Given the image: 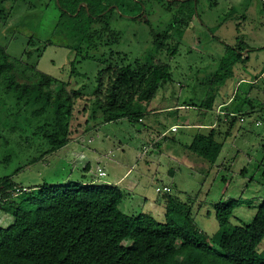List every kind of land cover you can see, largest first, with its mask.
Listing matches in <instances>:
<instances>
[{"label":"rangeland","instance_id":"rangeland-1","mask_svg":"<svg viewBox=\"0 0 264 264\" xmlns=\"http://www.w3.org/2000/svg\"><path fill=\"white\" fill-rule=\"evenodd\" d=\"M124 1L126 13L117 8L99 24L100 29L109 26L116 31L117 39L107 42L103 35L96 41L97 47L87 42L80 45V35L58 25L62 12L55 0L6 2L11 15L5 24L0 22V46L11 57L22 58L81 89L84 97H93L99 72L109 59L118 64L144 60L154 47V36L167 31L172 37L157 58L170 63L172 78L159 88L142 120L135 123L104 121L100 111L92 112L95 103L91 102L87 113L73 119L74 140L44 158L47 141L32 134L29 127L26 132L12 130L15 117L9 113L16 109L15 98L2 93L0 180L10 177L33 187L87 178L116 184L124 193L123 211L149 212L160 221L165 220L171 194L185 203L180 206L182 213L188 210V203L193 206L198 226L209 235L221 227L215 207L219 201H239L225 228L250 221L264 196V120L255 111L239 114L231 126L224 120V106L218 103L236 92L242 97L249 94L257 105L264 99V76L253 87L249 82L264 70V0H140L137 8L133 0ZM139 11L143 15L135 18ZM228 45H240L250 57L235 65L232 77L220 80L213 101L210 84L217 71L225 75L227 63L221 64V59ZM17 69H23L22 65ZM27 72L28 78L35 77L36 70ZM79 102L83 107L84 100ZM201 102L203 107L198 106ZM242 103L237 98L234 105ZM23 120L17 121L21 124ZM190 121H216L217 139L223 148L215 161L189 148L197 132L210 129L187 127ZM172 124H178L176 130ZM100 169L106 174H100ZM0 216L3 226L13 222L11 213L0 209ZM259 249L264 251V239ZM182 260L193 262L191 258Z\"/></svg>","mask_w":264,"mask_h":264},{"label":"trees","instance_id":"trees-1","mask_svg":"<svg viewBox=\"0 0 264 264\" xmlns=\"http://www.w3.org/2000/svg\"><path fill=\"white\" fill-rule=\"evenodd\" d=\"M7 1L10 0H0L3 24L11 15ZM133 1L135 8L140 6V0ZM124 2L55 0L62 12L58 25H66L71 33L80 35V45L87 42L97 47L96 41L103 35L107 42H113L116 31L109 26L100 29V20L117 8L126 13ZM137 13L135 18L143 15ZM171 37L169 31L157 33L154 47L144 60L118 64L109 59L99 72L91 98L84 97L82 90L71 87L69 82L38 70L22 58L11 57L0 46V98L2 93L15 98L16 109L9 113L15 117L12 130L20 128L26 132L29 127L32 134L46 140L49 147L42 154L44 158L74 140L73 119L79 113H87L91 102L95 103L92 112L100 111L104 121H141L159 88L172 78L170 63L157 58ZM228 46L221 59V64L227 63L226 68L221 67L225 75L220 76L217 71L210 84L213 101L222 81L235 74V65L250 57L244 55L240 45ZM20 64L23 69L18 71ZM29 70H36L34 78H28ZM263 73L264 70L249 80L252 87ZM237 98L243 100L239 107L234 105ZM80 99L85 102L83 107ZM218 104L224 106V120L231 126L239 114L251 115L255 111H260L264 120V99L257 105L249 94L242 97L236 92ZM21 117L24 120L19 124ZM215 124L207 132H197L188 145L210 161H215L223 148ZM18 187L28 189L17 192ZM0 193L5 197L0 207L14 218L8 226L0 227V264H264V251L259 249L264 239V196L250 221L229 228L225 226L239 201L229 198L217 202L216 218L221 227L209 235L198 226L193 206L186 203L188 210L182 213L180 206L185 203L171 194L165 220L160 221L149 212L128 214L120 208L124 193L118 185L88 179L33 187L6 177L0 180ZM183 258L193 262L184 263Z\"/></svg>","mask_w":264,"mask_h":264},{"label":"crops","instance_id":"crops-1","mask_svg":"<svg viewBox=\"0 0 264 264\" xmlns=\"http://www.w3.org/2000/svg\"><path fill=\"white\" fill-rule=\"evenodd\" d=\"M216 122V121H215ZM215 122H208L209 124H199V123H197V122H187L185 125H187V127H196V126H198V125H202V127H204V128H210V127H212V126H214V123ZM192 123H195V124H192ZM178 124H172L170 127L172 128L173 126H177ZM68 146V145H67ZM67 146H65V147H67ZM88 179V178H87ZM90 181V180H89ZM134 181H136V180H134ZM0 209H2L1 207H0ZM3 210V209H2ZM5 211V210H4ZM6 212V211H5ZM6 213H9V212H6ZM2 218L3 217H1L0 216V227L1 226H3V225H1V220H2Z\"/></svg>","mask_w":264,"mask_h":264},{"label":"built area","instance_id":"built-area-1","mask_svg":"<svg viewBox=\"0 0 264 264\" xmlns=\"http://www.w3.org/2000/svg\"><path fill=\"white\" fill-rule=\"evenodd\" d=\"M263 76H264V74H263ZM241 119L243 120L244 118L243 117H241ZM177 129V126H173L172 127V130H176ZM99 173L100 174H106V171L104 170V169H100V171H99ZM28 188H20V187H18L17 188V192H21V191H23V190H27ZM161 188H159L158 187V189L157 190H160ZM163 189L164 190H170V187H168V186H164L163 187ZM5 200V197L0 193V204L3 202Z\"/></svg>","mask_w":264,"mask_h":264},{"label":"water","instance_id":"water-1","mask_svg":"<svg viewBox=\"0 0 264 264\" xmlns=\"http://www.w3.org/2000/svg\"><path fill=\"white\" fill-rule=\"evenodd\" d=\"M80 8V7H79ZM111 8V7H110ZM244 53V52H243Z\"/></svg>","mask_w":264,"mask_h":264}]
</instances>
